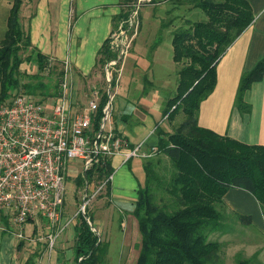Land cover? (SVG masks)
Instances as JSON below:
<instances>
[{"label":"trees","instance_id":"obj_1","mask_svg":"<svg viewBox=\"0 0 264 264\" xmlns=\"http://www.w3.org/2000/svg\"><path fill=\"white\" fill-rule=\"evenodd\" d=\"M172 1L192 3L206 14V19L187 20L173 32V60L179 65V81L177 93L167 99L163 114L169 123L179 113L184 118L172 131L157 125L155 146L158 152L141 157L147 180L139 190L133 210L141 235L135 264H208L215 261L220 244L209 236L216 231H225L226 221L220 208L224 206L223 197L231 188L251 192L264 210V145L247 144L221 135L201 126L198 121L201 102L217 84V63L252 23V7L247 0ZM23 3L24 0H12L7 29L0 40V106L20 92L23 89L19 90L20 87L29 90L38 86L44 89L39 95L55 97L64 74L61 62L50 59L33 45L30 31L21 22ZM130 11L131 8L123 12L99 52L97 68L102 71L106 87L100 89V107L92 133L100 130L103 109L117 82L115 70L109 82L106 77L109 63L119 58L111 48V40L119 23L128 20ZM34 59L39 72L48 70L52 77L47 82L43 79L34 83L22 82V65ZM263 77L264 57L242 74L236 96L238 108L249 107L244 101V93ZM12 90L14 93L10 94ZM113 171V159L103 157L100 163L85 171L83 178L78 176L77 183L102 181ZM79 217L73 246L75 264H105L109 245L95 229L87 215V207ZM239 217L242 219L243 216ZM38 254V251L33 253L26 264H35ZM248 262L238 256L237 264Z\"/></svg>","mask_w":264,"mask_h":264},{"label":"crops","instance_id":"obj_2","mask_svg":"<svg viewBox=\"0 0 264 264\" xmlns=\"http://www.w3.org/2000/svg\"><path fill=\"white\" fill-rule=\"evenodd\" d=\"M128 1L24 0L21 9V21L25 28L30 31L33 45L50 59L61 62L63 66L67 60L72 65L68 77L71 83V98L74 101L72 103H75L73 107L76 110L80 109L89 98L92 84L99 83L103 79L102 72L97 68L99 52L112 34L123 12L129 10ZM247 1L252 7L254 19L219 59L217 63V84L213 92L201 102L198 121L201 126L212 129L221 135L230 136L247 144L264 145V77L262 80L254 82L245 91L244 101L249 107L240 109L236 105L237 90L242 74L254 68L264 57V0ZM10 3L12 5V1ZM150 3L154 6L151 10L153 16H156L157 8L160 6L163 8V17L166 19L165 27L170 30L172 35V45L174 30L186 24L187 20H191L186 19L189 17L187 8L184 4L174 3L172 0H151ZM194 9L190 8L189 11H195ZM138 35L139 33L134 38L130 49L133 48ZM160 43L157 44V48ZM130 49L121 63L112 68L113 73V69L116 71L117 82L114 87L115 92H111L113 95L111 112L108 118L104 120V125L106 129H112L115 133L125 136L131 146L144 143L147 148H151L157 145L158 141L155 130L148 134H140L141 128L137 127L138 125L135 128L129 122L132 118L131 113L135 114L137 105L141 104L140 102L135 105L129 103L122 96L117 103V107H115V110L117 109V112L121 114V121L120 119L118 121L113 120L114 96L115 93L118 94L121 71ZM178 71L179 65L176 71L178 77L174 87L176 93L179 81ZM147 106L145 105V107ZM164 107L165 105L162 111ZM149 108H155L154 111L161 114L160 105L157 104V107L149 106ZM142 110L146 111L144 108ZM161 117L162 120H165L163 113ZM173 128L174 126L172 127L171 123L166 125V129L170 131ZM74 167L77 169L76 166ZM113 167L114 178L106 190L103 191L106 198L109 199L104 204L111 205L112 203L116 208L133 212L139 190L144 186L138 181V186L132 187L129 195L121 192V190L128 184L126 178L128 176L136 178L134 171L142 168L134 158L124 162L122 154L113 157ZM78 176H80L79 173L75 179ZM117 176H119V181ZM116 190L120 195H116ZM223 200L224 206L220 209L223 211L226 223L227 220L233 218L231 216H238L241 219L239 217L241 215L242 218L249 219L247 220V227L255 226L258 228L259 233L256 235L258 244L256 246L251 245L254 249L251 253L246 251V255L249 258H257L253 264H264V210L260 203L251 192L241 188L229 189ZM64 216L63 220L65 221L68 217L66 216V208ZM7 227L10 228V225L4 215L0 213V264H26L28 258L33 254V252H29L28 248L35 247L40 241L29 243L20 240L7 230ZM31 232H34V236L37 233V235L46 234V226H35ZM247 232L249 233V230Z\"/></svg>","mask_w":264,"mask_h":264},{"label":"built area","instance_id":"obj_3","mask_svg":"<svg viewBox=\"0 0 264 264\" xmlns=\"http://www.w3.org/2000/svg\"><path fill=\"white\" fill-rule=\"evenodd\" d=\"M144 2L150 0L134 1L128 20L121 21L113 34L111 48L119 58L106 69L108 82L114 75L112 68L126 56L138 32L139 21L135 18ZM63 68L57 96L38 98L22 90L0 106V213L10 225L6 229L29 243L41 238H36L34 232L27 235L26 225H45L50 250L74 221V217L63 220L67 181L72 173L91 169L103 157L113 159L122 154L127 162L133 157H150L158 152L156 146L147 149L144 143L131 146L125 136L105 128L104 120L110 115L113 102L111 91L100 130L92 133L100 107V88L92 86L89 98L76 110L70 93L69 60ZM113 178L114 171L100 181L96 193H103ZM88 202L84 199L76 215L85 211Z\"/></svg>","mask_w":264,"mask_h":264},{"label":"rangeland","instance_id":"obj_4","mask_svg":"<svg viewBox=\"0 0 264 264\" xmlns=\"http://www.w3.org/2000/svg\"><path fill=\"white\" fill-rule=\"evenodd\" d=\"M11 1L12 0H0V40L3 38L7 29V18L11 7ZM134 1L135 0L128 1V9L131 8V11L134 7ZM150 2H144L138 8V16H136L135 19L139 21L137 32L139 35L133 48L130 49L125 59L121 71V82L117 90L118 94L115 93L113 105V120L115 119L118 121L120 119L121 121V114L117 112V109L115 110V107H117V103L121 100L122 96H124L129 103L137 105V103L140 102L143 104L137 105L138 110L136 108L134 115L131 113L132 118L129 120L130 125H134L135 128L136 125H138L137 127L141 128L140 134H148L154 131L159 124L163 127L168 125V121L162 120V109L167 99L175 96L176 90H174V87L178 77L176 76L178 64L172 59V35L170 30L165 27L166 19L163 17V8L161 6L157 8V14L153 16L151 10L154 6H152ZM184 5L188 11L187 15H189L186 19H191L192 21L206 19V14L200 8L194 7L192 3ZM190 8H195V11H189ZM163 20L164 22H162ZM129 37L130 35L127 36V38ZM159 42L161 43L157 48ZM22 71L24 72L22 77V82L24 83H34L38 79H43L47 82L52 78L48 75V70L44 69L43 73L39 72L40 70L35 59L32 60V62H25L22 65ZM35 73L39 75L35 76ZM42 74H45V76ZM104 80L105 78L103 76L102 81L99 83L95 82L92 86H97V89H101V87L105 89L106 84ZM20 89L34 94L38 98L42 97L39 95V92L44 90L38 86L29 88V90L24 87H20L19 90ZM114 90L115 88L112 89L113 93L115 92ZM12 93H14V90L10 91V94ZM157 104L161 106V114H157V112L154 111L155 108H152L153 110L149 108V106L157 107ZM145 105L148 106L145 107ZM141 107L146 109V111H143ZM183 118V114L179 113L175 120L171 122L172 127H176L181 123ZM134 159L142 169L134 171L136 178L127 175L128 178H126V182L128 184L124 189H122L123 187L121 186V192L127 195H129L130 189L137 185L138 181L145 186L147 180L146 171L144 169V159L141 157H135ZM77 175L78 173H72V176L68 178L65 202L66 216H68V218L74 217V221L58 238L53 250L49 249L45 233L41 235H37L38 233L36 234V238H41V240H39L40 242H38L35 247L31 246L28 248L30 253H34V251L39 252L35 259V264H75L73 250L75 244L74 225L80 220L79 214L76 215V213L83 205L84 199H88L89 201L87 204V215L91 218L94 227L97 230L99 229L98 233L102 240L109 245L105 256V264H135L141 237L137 218L133 212L123 211L120 208H116L112 203L111 205L104 204L107 203L109 199L106 198L104 193H101L102 191L96 193L100 185V180L80 185L77 183V178L75 179ZM84 175L85 172H82L79 177L83 178ZM117 178L119 181V176H117ZM115 193L116 195H120L117 190ZM231 218L232 219L227 220L225 231H216L209 236V239L219 242L220 248L218 251V258H215V261L208 264H237L238 256L248 259V264L255 263L257 258H249L246 255V251L251 253L254 249L251 245L256 246L258 244L256 236L259 233L257 231L258 228L255 226L247 227V219L245 218L239 219L238 216H231ZM33 227L35 226L31 224L26 225L27 235H31ZM248 230L249 233L247 232Z\"/></svg>","mask_w":264,"mask_h":264}]
</instances>
